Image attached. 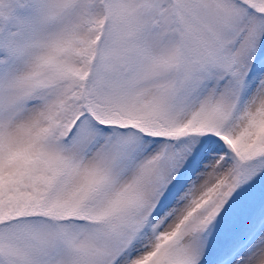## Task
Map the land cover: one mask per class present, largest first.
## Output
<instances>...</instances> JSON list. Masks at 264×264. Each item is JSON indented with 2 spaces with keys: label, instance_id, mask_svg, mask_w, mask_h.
Segmentation results:
<instances>
[{
  "label": "snow or ice",
  "instance_id": "obj_1",
  "mask_svg": "<svg viewBox=\"0 0 264 264\" xmlns=\"http://www.w3.org/2000/svg\"><path fill=\"white\" fill-rule=\"evenodd\" d=\"M0 264H264V0H0Z\"/></svg>",
  "mask_w": 264,
  "mask_h": 264
}]
</instances>
